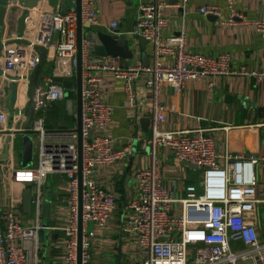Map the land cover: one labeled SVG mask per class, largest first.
I'll list each match as a JSON object with an SVG mask.
<instances>
[{
    "label": "built area",
    "instance_id": "2783aa9c",
    "mask_svg": "<svg viewBox=\"0 0 264 264\" xmlns=\"http://www.w3.org/2000/svg\"><path fill=\"white\" fill-rule=\"evenodd\" d=\"M61 3L67 0H59ZM185 8L190 0H179ZM233 24L238 16L233 3L227 0ZM165 2H146L129 34L134 39L144 37L154 46L155 62L144 66L141 62L125 67L120 56L105 59L95 52L93 41L83 38V256L82 264L92 263L91 249L97 231L89 229L93 223L99 230H107L117 210V196L113 188L97 181L96 167L110 165L134 155L131 146L115 148L105 133L112 122L115 107L104 101L105 83L122 81L128 105L137 102L136 83L149 75L146 88L150 90L154 111L152 135L143 140L153 155L159 146L170 149L178 162H189L201 168L200 186L188 185L185 196L178 198L165 185L157 160L137 174L138 192L129 206L125 230L136 245V253L126 264H264V239L257 223L260 198V179L257 167L260 159L254 156L220 154L214 139L205 130H163L168 107L161 101L164 87H172L181 94L185 83L202 77L210 78V86L223 76H244L264 82V71L247 66L234 68L232 56L225 52L208 56L191 52L185 29L177 35L166 36L170 20L163 13ZM12 10L24 8V0H9ZM31 10L27 20L32 30L25 34L30 44H10L0 53V78L9 87L18 85L13 131L24 130L26 115L25 88L30 75L39 63L35 46H43L55 55L56 69L67 63L76 74L78 46V14L76 9L62 12L57 9ZM203 15L223 18L216 4L200 7ZM83 24L99 25L93 0H82ZM12 22L7 26L12 27ZM264 34V20L253 22ZM110 34L121 36L119 23L113 22ZM12 34V35H11ZM16 34V33H15ZM15 34H8L7 39ZM171 57L165 64L164 57ZM40 81L34 95L36 119L34 129L35 165L17 167L12 172L13 193L6 204L1 190L0 171V264H41L42 232L45 226L44 183L48 176L64 177L68 184L69 209L66 226L60 228L66 237L65 253L60 264H78L79 235V154L78 134L69 129H50L46 125L47 112L66 96V86L57 78L58 72ZM9 114L0 112V125L8 122ZM18 123L19 126L15 127ZM7 129V128H6ZM1 131V129H0ZM15 136H11L9 154L16 150ZM1 156V152H0ZM220 158L225 164L220 163ZM1 159V158H0ZM264 160V159H263ZM32 187L35 222L25 224L19 211L23 189ZM17 188V189H16ZM19 188V189H18ZM14 189H16L14 191ZM54 229V228H53Z\"/></svg>",
    "mask_w": 264,
    "mask_h": 264
},
{
    "label": "crops",
    "instance_id": "0c3cea01",
    "mask_svg": "<svg viewBox=\"0 0 264 264\" xmlns=\"http://www.w3.org/2000/svg\"><path fill=\"white\" fill-rule=\"evenodd\" d=\"M157 1L165 2L163 13L170 20V28L166 36L177 35L181 29H185L191 52L208 56H218L228 52L232 56L234 68L247 66L264 71V34L259 32L253 24L254 21L264 20V0H234L233 7L238 16L233 24H228L226 21L230 16L227 0H190L185 8L180 6L179 0H93L94 8L99 16L98 26L110 33L109 28L112 23L118 22L120 32L124 33L120 37L129 39L130 49L133 51L132 58L127 60L129 65L137 62L143 64L144 54L149 58V65L155 62L154 46L148 42L143 48L141 41L134 39L129 32L140 14V5ZM211 3L221 8L223 18L203 15L199 11L201 6ZM41 8L53 9L48 0H41L34 16ZM19 13L18 9L9 12L8 22H12V27L9 30L10 27L6 25L4 38H7L10 33H16ZM31 30L32 23L29 22L27 34ZM84 33L86 37H89L87 30ZM101 57L109 59L112 55ZM171 59L165 56L162 60L168 64ZM55 70L57 71L55 55L50 51L41 81L54 74ZM57 72L59 74L57 79L66 86V96L50 107L46 125L50 129L75 128L76 122L74 125L71 124L75 114L69 112L67 101L76 99V96L70 97V93H73V85L68 84H73L72 80L76 74H72L67 63L60 65ZM148 78L149 75H143L136 83L137 102L134 107L128 105L122 81L105 83L103 86L104 101L115 107L112 122L105 133L112 139L115 148L131 146L134 155L114 164H101L96 167L97 181L113 188L118 205L107 230H99L93 223L88 225L89 229L97 231L91 249L94 264H126L128 259L136 253V245L126 232L125 226L130 212L129 206L138 192L136 174L140 169L151 166L154 156L165 185L171 188L178 198L185 196L188 185L200 186L203 179L202 170L193 169L178 162L173 152L167 147H157L156 154L153 155L152 149L144 146L143 140L152 135L154 117L150 103L151 93L145 85ZM210 80L207 77L189 80L185 83L181 94L175 93L172 87L162 89L161 101L168 107L162 129L169 131L202 129L214 139L218 153L259 158L257 172L261 182L260 198L264 199V82L260 83L254 78L244 76H223L216 79L215 86H210ZM14 108L12 86L9 87L1 81L0 112L9 114ZM145 118L150 119L148 124L142 122ZM17 126H19L18 123L15 124V127ZM6 128V124L0 125L1 131ZM14 138L15 152L9 154L6 159H0L1 190L6 204L10 203L13 193L12 172L17 167H23L22 137ZM6 139V134L0 132L1 155L5 150ZM219 161L222 165L225 164L223 158ZM35 163L34 153V162L30 167H33ZM43 194L44 203L48 200L51 203L52 212L47 223L52 229L42 232L41 264H60L66 243L65 234L60 228L67 224L69 209V190L66 179L55 175L48 176L45 179ZM258 207L256 221L260 235L264 239L262 215L264 203ZM20 209L19 216L25 224L35 222L33 213L26 214L23 206ZM42 221L44 222L43 217ZM121 243H123V253L120 259Z\"/></svg>",
    "mask_w": 264,
    "mask_h": 264
},
{
    "label": "water",
    "instance_id": "95a60500",
    "mask_svg": "<svg viewBox=\"0 0 264 264\" xmlns=\"http://www.w3.org/2000/svg\"><path fill=\"white\" fill-rule=\"evenodd\" d=\"M41 0H24V8L19 13L16 26V34L10 39L4 38V31L8 22V14L12 11L9 7V0H0V53L4 47L10 44H30L25 38L27 29V20L30 17L31 10L38 6ZM50 6L54 10L60 9L62 12H67L68 9H76L78 14V46H77V68H76V99H69L67 101L68 110L71 114L76 116L75 131L78 134V154H79V235H78V264H82L83 256V38L85 30L88 31L89 38L93 41L95 46V52L97 55L106 56H120L125 67L129 66L128 59L132 58L133 51L130 49V41L127 38L112 35L99 27L98 25L92 26L89 24H83L82 21V0H67L61 3L59 0H48ZM12 35V34H11ZM139 40L143 48L148 44V41L144 37H140ZM35 50L39 55V63L30 75L29 92L26 101V107L24 114L26 115L25 129L13 131L14 126V109L9 112L7 129L0 131L7 136L5 150L1 159H6L9 156V145L11 136L22 137L21 151H22V166L27 168L33 165L34 162V135L36 131L34 129L36 119V109L34 102V95L37 87L40 84L42 72L46 59L49 54V50L43 46H35ZM144 66L149 65V58L146 54L143 55ZM4 74L2 67L0 66V78ZM18 85L16 82L12 83V106L16 103ZM142 122L148 124L149 118L142 119ZM150 148V147H149ZM182 164L191 167L193 169L201 170L200 167L189 163L182 162ZM36 191L32 187H28L23 191V210L26 214H31L33 210V198ZM45 226L48 223L43 222ZM123 253V243L119 246V257L121 259Z\"/></svg>",
    "mask_w": 264,
    "mask_h": 264
},
{
    "label": "rangeland",
    "instance_id": "374dc122",
    "mask_svg": "<svg viewBox=\"0 0 264 264\" xmlns=\"http://www.w3.org/2000/svg\"><path fill=\"white\" fill-rule=\"evenodd\" d=\"M72 81H73V86H72L73 93L76 96V92H75L76 91V77H74ZM28 92H29V85H28L27 88H25L24 93H23V95L26 97V99L28 97ZM61 117H63V116L61 115ZM73 118H74L73 119L74 121L71 122L72 125H74V123L77 121L75 115H73ZM51 212L52 211H51V203H50V201L49 200L45 201V203H44V214H43V219H44L45 223H47L49 221ZM262 215H263V218H264V208L262 210Z\"/></svg>",
    "mask_w": 264,
    "mask_h": 264
},
{
    "label": "trees",
    "instance_id": "16d2710c",
    "mask_svg": "<svg viewBox=\"0 0 264 264\" xmlns=\"http://www.w3.org/2000/svg\"><path fill=\"white\" fill-rule=\"evenodd\" d=\"M68 84H70V86H72L73 84L72 83H68ZM75 95H74V93H70V97H74Z\"/></svg>",
    "mask_w": 264,
    "mask_h": 264
}]
</instances>
